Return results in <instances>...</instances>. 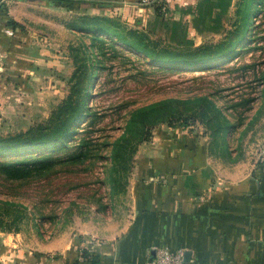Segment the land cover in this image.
Wrapping results in <instances>:
<instances>
[{
    "label": "rangeland",
    "instance_id": "374dc122",
    "mask_svg": "<svg viewBox=\"0 0 264 264\" xmlns=\"http://www.w3.org/2000/svg\"><path fill=\"white\" fill-rule=\"evenodd\" d=\"M196 2L158 4L162 17L182 8L159 23L158 34L63 2L2 21L16 34L0 36V215L15 222L11 231L0 230V254L9 235L28 245L21 250L58 253L80 228L112 232L122 225L142 155L168 138L161 129L204 141L211 167L228 179L263 162L264 0ZM120 35L132 42L141 35L149 47L214 45L227 35L230 42L200 63L173 65L132 49ZM70 95L86 102L81 120L46 141L38 134ZM165 99L188 100L173 127L158 125L136 151L137 134L118 140L132 109ZM195 99L207 118L187 112ZM139 182L133 186L142 191L146 180Z\"/></svg>",
    "mask_w": 264,
    "mask_h": 264
},
{
    "label": "crops",
    "instance_id": "0c3cea01",
    "mask_svg": "<svg viewBox=\"0 0 264 264\" xmlns=\"http://www.w3.org/2000/svg\"><path fill=\"white\" fill-rule=\"evenodd\" d=\"M141 1L10 0L0 13V36L16 34L1 26L4 19H20L21 13L34 5L63 2L85 13L119 15L153 31L162 20L174 19L170 15L175 11H182L174 6L162 17L158 4L197 3ZM174 132L161 129L168 138L153 143L154 154L142 155L144 160L133 185H139L142 178L146 183L142 191L132 185L129 214L122 225L112 232L80 228L58 253L21 250L28 245L9 235L2 240L6 245L4 252L2 246L0 263L75 264L83 241L90 238L100 242L94 249L98 264H151L155 246L167 247L173 253L182 250L184 264H264V162L248 175L228 179L211 167L204 141L188 140Z\"/></svg>",
    "mask_w": 264,
    "mask_h": 264
},
{
    "label": "trees",
    "instance_id": "16d2710c",
    "mask_svg": "<svg viewBox=\"0 0 264 264\" xmlns=\"http://www.w3.org/2000/svg\"><path fill=\"white\" fill-rule=\"evenodd\" d=\"M105 19L109 20V18ZM106 30L109 32L108 29ZM130 32L133 33L135 30H131ZM114 34H116V32H114ZM119 40L132 49L138 50L144 55L151 57L154 61L167 62L173 65H192L198 62L200 63L201 61H204V57L210 55V52H212L211 48L229 45L230 42L228 35L217 44L202 45L194 48H179L170 44L158 47V43L149 47V45L146 44L144 37L141 35H138V39H136L135 42L130 41L125 35H120ZM227 53L228 52L224 53V55ZM222 57L223 56H220L217 59H221ZM80 68H84V65H81ZM77 69L79 70V67H77ZM75 74L76 72L74 75ZM187 101L188 100L165 99L146 103L132 109L126 121L125 130L118 140H127L130 135L137 134L136 136H138V138L135 142L136 151L140 143L150 139L153 129L158 125L164 123L167 124L168 127H173L172 123L183 117L185 111L181 108V105L188 103ZM193 102L196 106L191 107L187 112L191 115L194 114L195 116L193 117L207 118V111L201 106L202 101L200 102L199 99H195ZM85 103L84 98L79 99L75 103L72 100V96H68L65 103L61 105L60 112L56 114V119L52 118L50 120L49 123L52 124V126L49 125L40 131L38 135L46 141L66 136L70 126L81 120ZM213 108L214 110L216 109L215 111L217 114L220 113L215 106H213ZM21 149L17 150L20 151ZM41 149L42 148H40V150ZM13 222H15V219L5 218L0 215V230L11 231ZM79 251L85 258L86 262L98 264L96 259L97 256L94 252H90L87 248H79L78 252ZM76 263H78V261Z\"/></svg>",
    "mask_w": 264,
    "mask_h": 264
},
{
    "label": "built area",
    "instance_id": "2783aa9c",
    "mask_svg": "<svg viewBox=\"0 0 264 264\" xmlns=\"http://www.w3.org/2000/svg\"><path fill=\"white\" fill-rule=\"evenodd\" d=\"M147 1L148 0H142L141 2L146 3ZM262 161L264 162V155ZM99 244L100 242L96 239H85L80 249L87 248L90 252H94L95 247ZM152 252L153 258L151 264H184V252L182 250L173 253L167 247L155 246ZM77 261L78 264H91L90 262H86L80 251L78 252Z\"/></svg>",
    "mask_w": 264,
    "mask_h": 264
}]
</instances>
